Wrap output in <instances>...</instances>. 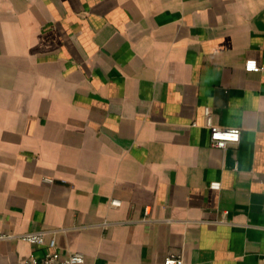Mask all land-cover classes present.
<instances>
[{
	"label": "crops",
	"instance_id": "obj_1",
	"mask_svg": "<svg viewBox=\"0 0 264 264\" xmlns=\"http://www.w3.org/2000/svg\"><path fill=\"white\" fill-rule=\"evenodd\" d=\"M248 58L264 0H0V264L43 256L11 237L41 230L85 264H264ZM206 108L236 146L210 145Z\"/></svg>",
	"mask_w": 264,
	"mask_h": 264
},
{
	"label": "built area",
	"instance_id": "obj_2",
	"mask_svg": "<svg viewBox=\"0 0 264 264\" xmlns=\"http://www.w3.org/2000/svg\"><path fill=\"white\" fill-rule=\"evenodd\" d=\"M262 66H260L256 59L248 58L244 62V70L248 72H259L261 71ZM205 126L209 130V141L210 145L213 147L220 148L225 150L230 146H236L241 139V129L239 128H225L220 127L212 122V118L209 114V110L205 109ZM194 124V123H193ZM195 125V124H194ZM50 181V179H46ZM121 202L119 200L113 199L110 200L111 206H120ZM144 213H148V208L144 209ZM146 219H143L144 221ZM57 230H41L34 232H26L11 237H18L30 244L34 245H47V252L41 256L37 257L30 255L26 259L17 263L10 264H85L84 254L81 252H70L67 256H62L56 248V238L55 234ZM50 235V238L47 240V236ZM10 237V235H0L1 238ZM182 255L170 254L166 256L163 260V264H183Z\"/></svg>",
	"mask_w": 264,
	"mask_h": 264
}]
</instances>
